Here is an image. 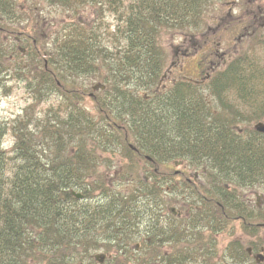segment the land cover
Instances as JSON below:
<instances>
[{"label":"trees","instance_id":"obj_1","mask_svg":"<svg viewBox=\"0 0 264 264\" xmlns=\"http://www.w3.org/2000/svg\"><path fill=\"white\" fill-rule=\"evenodd\" d=\"M42 1L61 11L92 5L100 19L64 22L48 40L36 32L31 41L13 24L20 19L14 1L0 0V87L21 81L34 104L58 97L56 107L40 114L25 108L11 120L0 119V264L90 262L99 242L108 250L119 243L109 236L135 241L143 235V213L156 220L160 212L161 178L172 181L161 173H174L172 162L180 160L209 181L203 206L212 203L228 216L224 220L242 214L264 221V207L250 216L236 207V186L264 184V132L237 128L264 118V33H252L247 47L204 83L177 79L162 86L166 52L159 34L202 28L204 14L218 9L215 0ZM107 12L112 25L103 20ZM17 39L27 44L20 47ZM89 92L95 113L84 104ZM6 134L9 147L2 144ZM114 152L121 155V175L107 180L97 167ZM140 168L147 180L133 174ZM122 182L130 191H121ZM177 225L176 251L207 245L193 244L199 225Z\"/></svg>","mask_w":264,"mask_h":264},{"label":"rangeland","instance_id":"obj_2","mask_svg":"<svg viewBox=\"0 0 264 264\" xmlns=\"http://www.w3.org/2000/svg\"><path fill=\"white\" fill-rule=\"evenodd\" d=\"M13 1L17 5L14 11L18 17L20 16L19 21L13 22V24H17V27H20L18 32H27V36L31 41H34V37L38 35L36 32H39L41 37L44 36L48 40V34L54 35L64 22L75 20L93 22L100 19V15L95 13L96 7L92 5L78 4L76 11H73L70 7L69 10L61 11L60 7L53 10L42 0ZM215 3L218 9L216 11H207L204 14L205 25L202 28L198 30L197 28L190 30L165 29L159 34V42L166 52L161 75L162 84L169 85L174 79L181 78L200 80L205 72L210 71V64L207 63L209 60L213 61L214 66L215 63H220L217 69L223 68L227 64L226 62L236 55L237 52L247 47L252 33H264V0H215ZM104 17L105 22L112 25V16L108 12L105 13ZM4 21L9 23L7 20ZM21 42L22 45L27 44L25 40L20 41L18 45L20 47L22 46ZM103 42L109 44L107 38ZM176 51L178 52V57L175 54ZM182 52L187 54L182 55ZM4 85V87H0V119L11 120L16 116H20L25 108H28L29 113L37 115L50 105L53 107L58 105V97L56 95H50L48 99L34 104L29 91L21 81L9 79L4 81ZM87 86L91 87L89 84ZM90 97L84 96V104L87 109L91 110L94 109V104ZM248 111H251V109H248ZM259 121L264 122V118L244 122L243 124L238 123V126L241 128H253ZM11 142V135L6 134L2 140L3 146L9 147ZM120 152L121 150H119ZM106 155L107 153H101L102 157ZM120 156L118 152H114L113 161H108V166H105V168L109 167L108 172L113 174L111 179H117L121 175V170L118 168L119 164L122 163ZM142 161L139 160L140 165H142ZM172 166L174 169L179 168L175 162H172ZM113 167L115 171L112 169ZM188 171L194 172L196 170L188 168ZM141 172L140 168L137 174H133L140 176ZM123 185V182L119 183L118 187L124 189ZM236 187V190L241 194V199L243 198L242 200L246 198L251 205L257 204V207L261 208L260 210L263 209L264 184L252 187ZM170 197L176 198L174 193ZM170 204L169 206L177 207L174 202H170ZM233 220L229 221L228 230L218 235L220 250L223 249L226 241L230 238L241 237L245 240L248 238V234L240 230L238 221L235 220L233 222ZM262 223L261 226H258L257 234L260 235V240L264 243V222L262 221ZM83 263L88 264L86 260Z\"/></svg>","mask_w":264,"mask_h":264},{"label":"flooded vegetation","instance_id":"obj_3","mask_svg":"<svg viewBox=\"0 0 264 264\" xmlns=\"http://www.w3.org/2000/svg\"><path fill=\"white\" fill-rule=\"evenodd\" d=\"M17 40L19 42L21 41L20 39ZM175 54L178 57L177 51ZM185 54L187 53L182 52V55ZM228 62L229 61L226 63ZM207 63L210 64V71L205 72L204 76L200 80H195L200 84L204 83L209 78L211 72L218 70L217 67L220 64L215 63L214 66L213 61L211 60ZM175 80L177 79H174L173 81ZM160 83L162 86H165L162 84L161 80ZM89 94L91 96L92 92H89ZM90 112L95 113L96 109H91ZM238 127L239 126H237V128ZM117 144H120V142ZM128 145L131 146V143ZM111 160L113 161V156L109 157V161ZM107 163L106 166H108ZM175 163L179 168L175 169L174 173H161L163 175L165 174V177L166 175H168L169 178L171 177L170 179H172V181H166L164 177L161 178L160 183L162 184V188H160L159 191L161 192L160 200L162 203L160 204V212L155 213L157 219L155 220L151 215L143 213L141 221V232H143V235L135 238V241L133 242L127 241L129 237L109 236V238L106 239L114 242L119 241V243L111 242L109 244L110 249L108 250L107 245H105L106 242H99V246L96 247V250H94L91 254L92 261L88 262V264H117V258L121 260V263L119 264H125L126 262L127 264H135L133 262L134 259L140 257L143 259L142 264H264V243L260 240V235L257 234L258 226L263 224L261 217H259L256 221H247L245 217L243 218L242 214L234 215L233 222L235 220L238 221L240 230L243 233H247L248 238L246 240L241 237L230 238L226 241L223 249L220 250L218 235H221L222 232L224 233L228 230V216L224 215L223 211L221 212L222 214L218 211L215 212L214 205L212 203H208L207 206H203L201 197H204L203 191L210 183L203 177L202 173L198 171H188V165L184 161L180 160ZM97 168L102 172L105 179L108 180L113 178V174L108 172L109 167L105 168L104 165H101ZM112 169L115 171L114 167ZM140 177L144 180L148 179L147 175L143 171L140 173ZM168 184H173V188H169ZM257 185L261 184L254 183L253 186ZM121 191L130 190L121 189ZM173 193L176 198L170 197ZM200 193L202 196H199ZM78 198L83 199L84 201L86 200L82 193H80V197ZM101 198L102 197L98 195L94 197L93 200ZM239 198L241 199V194ZM196 199L198 204L193 203ZM240 199V203L237 202L238 204H236L237 208L244 209L245 211L247 210L248 213L245 215L250 216L252 211L255 212V215H258L261 208H258L257 204L251 205L246 198H244V200H242L243 198L241 200ZM170 202H174L178 208L176 206H169L171 205ZM214 212L215 216H217L220 221L214 219ZM224 216L227 217L225 220L220 218ZM189 223H196V225L200 226L194 230L195 239L193 240V244L200 245L203 241H205L207 245L199 246V250L195 251H176L175 249L177 246L172 242V233L178 231L177 224L188 225ZM216 224H221V226L217 227ZM155 225L158 227L157 235L161 233L160 236L152 234ZM173 226L177 228L176 231L173 230ZM198 231H201L199 234L202 236L201 240L196 238V236H199ZM154 238L157 239V242L154 244H157L158 250L161 249L160 252L153 249L152 244ZM229 243L232 245L231 247L228 246ZM181 258L191 259L193 261H181ZM80 264L84 263L81 261Z\"/></svg>","mask_w":264,"mask_h":264},{"label":"water","instance_id":"obj_4","mask_svg":"<svg viewBox=\"0 0 264 264\" xmlns=\"http://www.w3.org/2000/svg\"><path fill=\"white\" fill-rule=\"evenodd\" d=\"M254 128L259 132H264V123L258 122L257 124H255ZM72 194L75 195L76 197H80V194L75 193L74 191H72Z\"/></svg>","mask_w":264,"mask_h":264},{"label":"bare ground","instance_id":"obj_5","mask_svg":"<svg viewBox=\"0 0 264 264\" xmlns=\"http://www.w3.org/2000/svg\"><path fill=\"white\" fill-rule=\"evenodd\" d=\"M103 20H104V16H103ZM75 196V195H74ZM76 197V196H75ZM78 198V197H77Z\"/></svg>","mask_w":264,"mask_h":264}]
</instances>
